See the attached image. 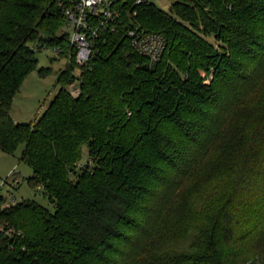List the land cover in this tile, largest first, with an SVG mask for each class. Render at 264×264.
Instances as JSON below:
<instances>
[{
	"label": "trees",
	"instance_id": "trees-1",
	"mask_svg": "<svg viewBox=\"0 0 264 264\" xmlns=\"http://www.w3.org/2000/svg\"><path fill=\"white\" fill-rule=\"evenodd\" d=\"M71 2L0 0V150L25 146L55 207L0 196V264H264V0H116L79 96ZM136 27L164 36L160 60L135 49ZM46 47L69 59L60 89L17 122Z\"/></svg>",
	"mask_w": 264,
	"mask_h": 264
},
{
	"label": "rangeland",
	"instance_id": "rangeland-1",
	"mask_svg": "<svg viewBox=\"0 0 264 264\" xmlns=\"http://www.w3.org/2000/svg\"><path fill=\"white\" fill-rule=\"evenodd\" d=\"M151 1L168 10L171 2L175 0ZM35 56L38 59V67L27 76L13 99L11 114L17 122H34L43 114L60 89L57 83L58 74L69 60L60 57L53 47H46L36 52ZM42 67L50 68V71L43 75L39 72ZM78 73L76 68L77 78ZM24 147L21 145L14 154L0 150V196L5 197L7 203L36 200L54 211L55 207L44 194L42 187L34 188L28 183V178L34 173L30 166L21 161ZM88 159V149L84 146L81 163ZM249 263L250 261L247 262Z\"/></svg>",
	"mask_w": 264,
	"mask_h": 264
},
{
	"label": "built area",
	"instance_id": "built-area-1",
	"mask_svg": "<svg viewBox=\"0 0 264 264\" xmlns=\"http://www.w3.org/2000/svg\"><path fill=\"white\" fill-rule=\"evenodd\" d=\"M144 1L148 0H138V3ZM115 2L116 0H72L64 8L66 17L64 30L76 49L78 76L81 74L82 66L95 58L99 39L116 31L119 11L115 7ZM129 35L133 46L140 54L149 57L151 61L161 59L166 48V40L162 34L136 27L129 30ZM80 82L81 80L77 78L70 84L69 90L72 95L81 94Z\"/></svg>",
	"mask_w": 264,
	"mask_h": 264
}]
</instances>
